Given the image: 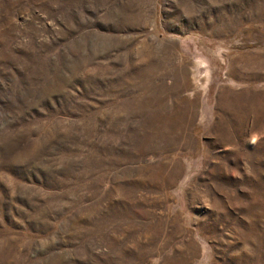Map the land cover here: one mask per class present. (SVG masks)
<instances>
[{
	"label": "rangeland",
	"instance_id": "rangeland-1",
	"mask_svg": "<svg viewBox=\"0 0 264 264\" xmlns=\"http://www.w3.org/2000/svg\"><path fill=\"white\" fill-rule=\"evenodd\" d=\"M0 264H264V0H0Z\"/></svg>",
	"mask_w": 264,
	"mask_h": 264
}]
</instances>
